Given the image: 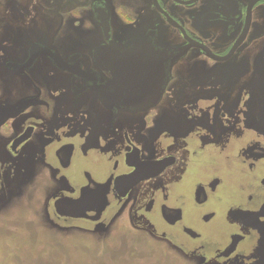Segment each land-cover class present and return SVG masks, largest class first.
Here are the masks:
<instances>
[{"label": "rangeland", "instance_id": "374dc122", "mask_svg": "<svg viewBox=\"0 0 264 264\" xmlns=\"http://www.w3.org/2000/svg\"><path fill=\"white\" fill-rule=\"evenodd\" d=\"M163 104L121 119L145 158L175 154L179 164L124 199L113 188L129 170L123 134L120 159L98 172L61 143L62 102L54 116L36 109L14 124L38 127L18 156L0 130V264H264V135L225 137L219 114L185 118Z\"/></svg>", "mask_w": 264, "mask_h": 264}, {"label": "flooded vegetation", "instance_id": "af4514ba", "mask_svg": "<svg viewBox=\"0 0 264 264\" xmlns=\"http://www.w3.org/2000/svg\"><path fill=\"white\" fill-rule=\"evenodd\" d=\"M0 74L5 80L0 105L8 108L0 114L31 101L0 125L13 133L8 148L15 156L34 140L38 127L30 122L16 131L14 124L36 109L54 116L59 101L67 123L61 143L75 146L70 153L80 158L77 164L101 172L110 157L120 159L115 152L123 134L129 170L113 177L118 197L116 179L135 170L127 163L129 154L143 162L175 159L131 194L176 167L179 158H145L122 115L146 114L167 100L163 110L183 112L185 118L219 114L227 124L225 137L236 129L264 135V0H0ZM134 81L155 83L156 91L164 84L158 105L122 110L115 102L119 87ZM204 121L217 133L211 119ZM27 132L29 138L14 149ZM260 184L264 189V166Z\"/></svg>", "mask_w": 264, "mask_h": 264}, {"label": "water", "instance_id": "95a60500", "mask_svg": "<svg viewBox=\"0 0 264 264\" xmlns=\"http://www.w3.org/2000/svg\"><path fill=\"white\" fill-rule=\"evenodd\" d=\"M171 67V66H170ZM169 67V71H170ZM166 82V81H165ZM162 89L158 91L154 90V84H144L138 81L122 83L119 87V94L116 95L115 102L120 105V108L127 112H138L146 111L152 107L158 105L162 98V90L164 84L160 85ZM150 96V97H149ZM149 97V98H148ZM106 104L113 105L114 101L106 97L103 98ZM31 101L29 99L23 100L8 114H0V123L5 117L15 115L30 106ZM1 112V111H0ZM3 118V119H2ZM30 134L27 132L24 136L17 140L15 146L16 149L21 143L29 138ZM133 154L127 156V163L130 166H134L135 170L126 175L118 177L115 181L116 190L120 198H126L130 192L143 181L158 177L161 175L168 167L172 166L175 162L173 157L158 161H145L143 162L139 157L132 159Z\"/></svg>", "mask_w": 264, "mask_h": 264}, {"label": "bare ground", "instance_id": "6f19581e", "mask_svg": "<svg viewBox=\"0 0 264 264\" xmlns=\"http://www.w3.org/2000/svg\"><path fill=\"white\" fill-rule=\"evenodd\" d=\"M184 121V120H183ZM259 219V218H258ZM258 219H257V221H258ZM260 222L262 223V221L260 220Z\"/></svg>", "mask_w": 264, "mask_h": 264}]
</instances>
